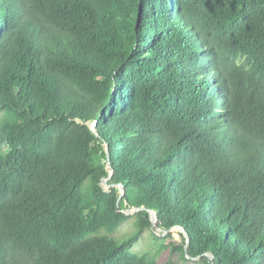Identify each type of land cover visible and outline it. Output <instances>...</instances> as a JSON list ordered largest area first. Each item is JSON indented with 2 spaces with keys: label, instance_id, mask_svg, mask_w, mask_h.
<instances>
[{
  "label": "trees",
  "instance_id": "trees-1",
  "mask_svg": "<svg viewBox=\"0 0 264 264\" xmlns=\"http://www.w3.org/2000/svg\"><path fill=\"white\" fill-rule=\"evenodd\" d=\"M149 211L183 241L136 252ZM186 239L264 264V0H0V264H179Z\"/></svg>",
  "mask_w": 264,
  "mask_h": 264
},
{
  "label": "rangeland",
  "instance_id": "rangeland-1",
  "mask_svg": "<svg viewBox=\"0 0 264 264\" xmlns=\"http://www.w3.org/2000/svg\"><path fill=\"white\" fill-rule=\"evenodd\" d=\"M103 184H104L105 188H108L111 186V183H109L108 180H103ZM126 212H133V209L132 210H126ZM134 229H135L134 220L129 219L120 226V228L117 232V236L118 237L128 236L129 234L134 232ZM151 231L155 232L161 239L156 241L152 237L150 230L144 231L132 246V248L136 252H139V253H148L149 252L150 255L153 256L154 255L153 251L155 250L154 246H156V244H162L165 246L170 241H174V242L183 241V238L180 234L181 231H179V230H175V229L171 230L172 233H171V236H169V237H166L167 234L156 229L154 226L151 228ZM171 255H172V259L174 260V262L179 263V264H199L198 263L199 258H196V257L191 256V259H189L188 261L183 260L181 258V254L178 250H174Z\"/></svg>",
  "mask_w": 264,
  "mask_h": 264
},
{
  "label": "water",
  "instance_id": "water-1",
  "mask_svg": "<svg viewBox=\"0 0 264 264\" xmlns=\"http://www.w3.org/2000/svg\"><path fill=\"white\" fill-rule=\"evenodd\" d=\"M95 124H96V122H93L92 124H90V128L96 133ZM106 150H107V158L109 160V152H108V149L107 148H106ZM107 169L109 170V176L106 177V178H104V179H102L101 185L103 187H104L103 180H109L111 178L112 174H113V169H112L109 161L107 162ZM111 186H115V185L114 184H111ZM118 186L121 189V195H123V193H124L123 186L121 184L118 185ZM132 209H133V212H126V210H125L124 213L125 214H132V213H134L136 211L144 210L145 208L144 207H139V208H132ZM132 209H127V210H132ZM149 214H150V220H151V228L154 226L156 229L160 230L161 232H164L165 234H167L168 232H170L173 229L179 230V231L183 232V230L180 227H173V228H171L169 230H162L161 228L156 227L157 218H156L155 213L153 211H149ZM184 251H185L186 258L191 259V256L188 253V239H186V244L184 246ZM206 255L209 256L210 258H213L212 254H210V253H207ZM198 257L199 256H197L196 258H198Z\"/></svg>",
  "mask_w": 264,
  "mask_h": 264
}]
</instances>
